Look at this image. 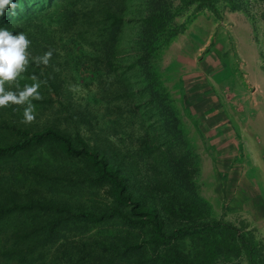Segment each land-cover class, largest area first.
<instances>
[{
    "label": "trees",
    "instance_id": "obj_1",
    "mask_svg": "<svg viewBox=\"0 0 264 264\" xmlns=\"http://www.w3.org/2000/svg\"><path fill=\"white\" fill-rule=\"evenodd\" d=\"M244 2L145 0L141 14L135 0H13L16 7L0 17V27L13 35L25 33L30 56L25 71L5 87L22 89L34 76L41 84V99L32 101V122H23L26 105L0 107V221L18 212L34 214V227L12 232L13 249L20 240L32 246L43 241L38 246L46 249L79 236L92 257L86 264H217L241 256L264 264V248L253 233L215 217L183 161L165 172L150 163L146 147L122 150L112 144L110 133L101 137L93 110L73 100L64 67L75 47L91 48L97 60L92 76L99 69L109 74L121 73V66L141 68L160 112L176 111L157 68L165 47L185 30L176 16L189 13L192 20L211 11L220 18L225 9H242ZM132 23L135 31L127 38L124 32ZM91 29L101 34L84 37ZM47 52L52 53L47 64L35 60ZM33 149L34 177L42 176L36 188L23 190L32 169L20 155ZM138 158H147V169ZM83 194L84 199L78 197Z\"/></svg>",
    "mask_w": 264,
    "mask_h": 264
},
{
    "label": "rangeland",
    "instance_id": "obj_2",
    "mask_svg": "<svg viewBox=\"0 0 264 264\" xmlns=\"http://www.w3.org/2000/svg\"><path fill=\"white\" fill-rule=\"evenodd\" d=\"M135 1L143 14L145 0ZM245 1L242 9H225L220 18L211 11L192 20L189 13L176 16L179 24L186 23L185 30L168 43L157 63L176 111L160 112L141 68L121 66V73L109 74L99 69L92 76L97 60L91 48L75 47L64 67L73 100L93 110L92 122L101 137L110 133L112 144L122 150L146 147L150 163L165 172L171 163L183 161L215 217L251 231L264 248L259 211L264 205V0ZM133 31L132 23L124 35L130 38ZM100 34L91 29L84 37ZM127 50L124 46L121 52L124 60ZM35 155L34 149L20 155L33 171L23 190L36 188L42 176L34 177ZM147 158H138L146 169ZM32 216L18 212L0 221V264H86L92 258L79 236L49 243L46 249L38 246L43 241L32 246L20 240L13 249L12 232L34 227ZM217 264L250 263L241 256Z\"/></svg>",
    "mask_w": 264,
    "mask_h": 264
},
{
    "label": "clouds",
    "instance_id": "obj_3",
    "mask_svg": "<svg viewBox=\"0 0 264 264\" xmlns=\"http://www.w3.org/2000/svg\"><path fill=\"white\" fill-rule=\"evenodd\" d=\"M16 4L13 0H0V17L8 8L15 9ZM31 44L26 34L19 32L13 35V31L8 28L0 27V107L11 104L26 105L23 110V122L30 123L35 119L36 106L33 100L41 99L40 82L34 76L33 83L25 84L23 88L15 91L6 89L5 85L17 80L26 69L29 63L30 53L28 52ZM51 52H47L43 57H36L37 62L48 63Z\"/></svg>",
    "mask_w": 264,
    "mask_h": 264
},
{
    "label": "crops",
    "instance_id": "obj_4",
    "mask_svg": "<svg viewBox=\"0 0 264 264\" xmlns=\"http://www.w3.org/2000/svg\"><path fill=\"white\" fill-rule=\"evenodd\" d=\"M249 134H252V132H249ZM261 158V157H260ZM264 168V165H261ZM260 213L263 214L264 216V205H261L260 209H259ZM264 218V217H263Z\"/></svg>",
    "mask_w": 264,
    "mask_h": 264
},
{
    "label": "bare ground",
    "instance_id": "obj_5",
    "mask_svg": "<svg viewBox=\"0 0 264 264\" xmlns=\"http://www.w3.org/2000/svg\"><path fill=\"white\" fill-rule=\"evenodd\" d=\"M241 107V106H240ZM245 132H246V130H245ZM251 137V136H250Z\"/></svg>",
    "mask_w": 264,
    "mask_h": 264
}]
</instances>
